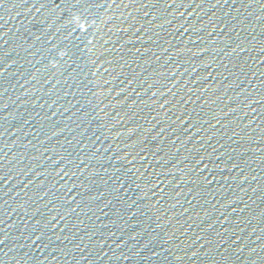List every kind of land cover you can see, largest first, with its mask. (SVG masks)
<instances>
[{
	"label": "water",
	"instance_id": "water-1",
	"mask_svg": "<svg viewBox=\"0 0 264 264\" xmlns=\"http://www.w3.org/2000/svg\"><path fill=\"white\" fill-rule=\"evenodd\" d=\"M0 264H264V0H0Z\"/></svg>",
	"mask_w": 264,
	"mask_h": 264
}]
</instances>
